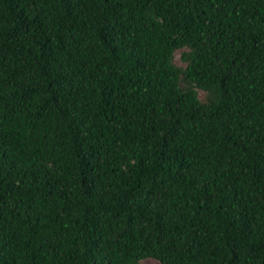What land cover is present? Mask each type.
<instances>
[{
	"label": "trees",
	"instance_id": "trees-1",
	"mask_svg": "<svg viewBox=\"0 0 264 264\" xmlns=\"http://www.w3.org/2000/svg\"><path fill=\"white\" fill-rule=\"evenodd\" d=\"M145 258L264 264V0H0V264Z\"/></svg>",
	"mask_w": 264,
	"mask_h": 264
},
{
	"label": "rangeland",
	"instance_id": "rangeland-1",
	"mask_svg": "<svg viewBox=\"0 0 264 264\" xmlns=\"http://www.w3.org/2000/svg\"><path fill=\"white\" fill-rule=\"evenodd\" d=\"M181 50L175 51L174 54V62L179 66H185L184 62L180 59ZM199 98L204 100L205 99V92L202 90H198ZM140 264H158V262L153 258H145L140 261Z\"/></svg>",
	"mask_w": 264,
	"mask_h": 264
}]
</instances>
